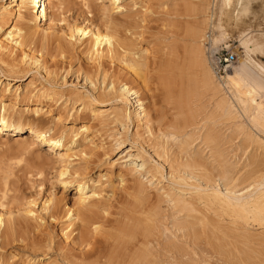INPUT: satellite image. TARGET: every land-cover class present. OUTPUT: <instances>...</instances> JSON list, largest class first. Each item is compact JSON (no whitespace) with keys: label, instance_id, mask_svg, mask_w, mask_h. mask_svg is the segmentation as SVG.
I'll return each instance as SVG.
<instances>
[{"label":"bare ground","instance_id":"obj_1","mask_svg":"<svg viewBox=\"0 0 264 264\" xmlns=\"http://www.w3.org/2000/svg\"><path fill=\"white\" fill-rule=\"evenodd\" d=\"M192 1H190L192 4L189 3V9H191L192 12L189 9L188 10L191 15L194 14L192 16L196 15L197 17H200V21L198 19V21H193L195 26L193 29L190 28L192 29L190 30L191 32L189 31V28H187L192 35V39L195 42L200 43L195 44V48H192L194 50L192 53L194 54L196 52L195 54L198 56V59L194 61L197 62L198 60V64H200L199 71L201 68V85L208 90V93L210 91L212 95L217 96L214 107L219 112L217 113L218 116L224 117L225 119L227 118L231 121L233 120V122L237 119L243 118L247 121L246 123L249 124L250 127V130L247 133V138H252L255 141V144L259 141L262 142L252 128H255L259 133L264 134V63L257 61L246 53L236 65H232V68L226 70V74L223 76L222 80L220 79V81H222L220 83L218 79L220 76L217 78V74L209 59L212 50H209L207 47V50H209L207 53L209 55L206 56L201 47V45L203 46L207 41L210 43L211 48H218L225 44L228 37H230L229 29L235 30L240 34H245L250 26V24H246V21L244 20V16L248 10L247 3L242 2V0ZM104 2H107V5L103 3V5L106 6L105 8L113 10L114 12L121 13L123 8L129 9L130 7V5L128 6V3H124L125 0H104ZM90 3L91 0H9L7 3L0 5V31H3L5 34L4 37L0 38L1 76H5L6 78L4 79L6 80L8 78L22 80L25 73L32 70L35 71V74L39 73L41 70L45 73L44 80L38 84H36L37 80L33 79L34 77H30L24 89H20L19 86H16L10 97L6 95L8 87L5 88L3 86L4 88H0V134L12 133V135H17L25 133L26 135L18 140L21 145L19 147L22 148V152L27 155V157L29 156L30 158L31 156L33 159H29L24 163L25 166L22 168L24 169L22 171H24V174L25 172L26 174H32L35 177L33 178L34 181L43 182L45 167L51 165L52 168H55L52 175V184L62 189L60 195H57L55 192H48L39 200V202L36 197H28L26 200L24 199L23 208L22 206L21 208H16L17 210H15V208L14 210L8 207L6 208L7 202L5 200L9 197H7V195L11 192L12 186H10L8 176L5 174L7 171L1 168L5 173H2L3 171L0 170V246H3V248L4 246H8V248L18 250V253L20 250L29 251V249H32V251H34L29 252L32 256L41 255L42 257L36 259L32 256L28 257L27 255L26 260H22V262L19 263L10 260L8 257H4L1 254L0 264H208L206 252L198 251L194 246V239L192 238L197 235L196 227L202 226L201 230H206L205 233L203 232L204 234L209 233L208 229H211L210 232H213V236L216 235V230L218 234L222 235L224 233L225 236L220 237H222V239L225 237V240H227V236L230 233V230L228 229L229 227L230 229L235 228V231L237 228H241L242 225H245V227L249 225L264 227V176H258L254 181L255 183H250L252 186L248 184V187L246 186V188L244 187L245 189L243 188L244 190L242 188H240L241 190L239 188L238 190L234 189L232 187L233 185L229 187L228 184L231 181H234L235 176L237 177V175L234 176L231 173V169L235 165L232 166L230 163L227 164V159H224L221 151H219L220 149L218 150V153L215 151L220 157V161L218 160V157L214 156V158H217L219 161V164H216L219 167H217L218 172L215 170L216 168L213 169L217 173H214L211 169L213 168L211 167L212 165L209 164L211 168L208 167L207 160L201 158L202 155L200 154L202 152H198V154L196 151V155L191 154L194 156L183 158L184 160L181 159L182 161L180 162H178L180 160V157H178V163L175 162L177 163L176 167L173 166L174 164L169 165V170L164 174L162 162H151L150 158L147 157V152L138 145L139 143L136 139H133L131 142L132 145H129L126 150V154L120 156L116 161V163H121L120 170L116 174V177H118L123 183L124 180H128L126 179L128 178V175L133 176H130V178H133L132 180H134L132 185L127 186L131 191L132 189H136L141 196L145 194L143 192V187H145L143 186L144 183L148 182L149 186L153 185L152 188L157 191L159 199L160 197L164 198H162L163 200L160 199L162 200L160 203L166 199L171 205H169L170 208L175 209L177 214L183 213L181 217L185 218H182L181 220L179 217L176 219L177 221H175V219L173 221L172 218V222H174L171 223L174 228L171 232L173 234L172 236L179 239L183 238V240L185 237V240L188 239V241H184L185 243L182 244L184 247H182L177 244L176 241L178 239L175 238L177 240L174 241L172 237L170 241L167 239L168 242L166 244L161 243L162 245H160L158 242L156 244L157 246H149L147 237L152 234L151 229L157 214L156 207L158 208V204L156 205V203L155 206L152 207L148 205L146 206L144 205L147 201L146 200L145 203L137 209L130 208L131 210L129 209L128 211L127 207L126 211L124 207L120 208L119 212H114V210L111 211V208L109 207L110 204L107 205L108 203L103 200L104 197L102 196V191L104 187H107L105 186V182L109 185L112 181V169L114 163H111L106 168L105 172L98 175L97 178H92L88 172L89 169L86 170V166L81 163H74V157L77 155L86 156L90 160L91 158H94L96 162L100 159L99 151L96 152L93 150L95 148L94 141L97 138H94L95 131L91 129L93 125L88 123V118L93 121L98 120L101 122L102 118L111 115L112 121L118 123L122 129H125L128 126L129 121L133 119L136 120V128L148 126L149 119L144 118L146 109L143 99L138 95V90L130 85L131 82L129 80V78H131L130 76L143 75L141 73L144 72L142 71L144 67L142 69L141 67L143 64L146 66V62H144V58L142 57L143 60H140L133 56L135 53L132 52L131 45L137 40L134 41V38L132 39V36H130L132 35L130 32L132 26L130 22L127 21L128 18L127 20L124 19L122 21L116 16H112L113 14H109L111 17H107V19L109 18L108 20H102L103 22L100 21L101 24H97L93 22L92 19L85 16L81 19H72L70 22H66L65 25L57 28L49 23L51 20L58 19L56 15L58 16L60 12L64 10L61 11L64 5L66 7H77V5H79L81 9L85 10V12L90 13V9L92 8H90ZM258 5H260L259 11L261 14L257 16V18L262 17L259 20V26L264 29V0H260V4ZM14 6L16 7L15 9H13ZM65 6L64 8H66ZM127 6L128 8H126ZM126 16L129 15L126 14ZM7 23H10L8 30H6L7 28H4ZM201 24H204L206 27L203 25L202 28ZM133 32L134 31H132V33ZM247 34L248 33L245 34L246 37L244 38V42L247 44L252 41L251 45L253 46L251 47L254 48V50L258 49L259 51L261 50V52L264 51V33L248 36ZM138 35H140L139 32ZM145 51H147V49ZM77 52L79 55H84L87 58L88 64L85 66L83 65L84 70L81 72L84 73V80L89 85V88H85L86 84H83L82 86L84 87V90L78 89L77 87L75 88V85L71 88L65 89L63 88V86L66 85L65 76L60 77L61 81L59 80L58 82L55 78V76H57V70L55 67L59 64L58 61L63 62L68 56H75ZM128 53L132 56H126ZM79 55L76 56L78 57ZM16 61L19 63L22 62L23 64L21 63L19 65ZM115 62L122 63V66H124L122 70L125 71H115L118 69L112 67V64ZM70 63H72V61ZM79 68L81 69V67ZM115 74L116 76H114ZM98 77H101V80L98 79ZM4 79L1 80L0 84ZM222 86L227 87L229 95L221 94ZM95 102L98 104H94ZM112 102L119 103V107L112 108L109 112L108 109H103V107L112 104ZM134 103H136L138 107L135 108ZM19 104H23L25 107L19 108ZM130 105H133L134 107L132 111L128 109V106ZM53 108L56 110L55 115L51 113ZM70 110L71 112L74 110L71 115L68 114V111ZM189 115L191 116V114ZM215 116L217 115L215 114ZM192 118H194V116ZM66 119H68L71 125L64 128L60 123ZM151 119H153V117ZM78 122L80 125L75 127L74 124ZM158 126L160 125H157V129ZM174 127L176 128V126ZM236 127L244 129L243 131H245L246 128L242 120ZM146 129L148 130V128ZM240 131L242 132V130ZM90 134H92V136L88 138ZM133 135L137 136V134ZM213 136L208 132L203 136V142L205 141L208 145L209 143L215 144H212L211 148H215V146H217L216 144H220L217 141V137ZM161 137L163 138L162 135ZM185 139L186 138L182 137L181 142L185 141ZM252 139L250 141H252ZM85 140L87 142H85ZM189 140L191 139H188V141ZM262 140H264V138H262ZM115 142H117L115 144L117 145L116 149H120L124 143V137L120 136ZM87 143L91 144L93 147L89 146ZM102 145L103 143L101 144V147H103ZM42 147H45L46 149V153L43 155L41 152ZM161 147L158 148L161 149ZM181 149L184 150V147ZM262 150H264V148H262ZM133 151H136V154H132L131 152ZM154 151L157 152L159 150L156 148ZM164 152L166 153V151ZM215 152L214 154L217 155ZM178 154L179 153H177L176 156ZM159 155L160 154L158 153V156ZM254 157L255 156H253V159ZM89 159L88 161H90ZM161 160H163V158ZM172 161L174 163L175 160ZM248 162L250 163L249 159ZM252 164L253 163L249 165L251 166ZM257 168L258 167H256V169ZM9 170L8 173L10 172ZM246 170L250 171L249 167ZM250 172L252 173V170ZM253 172H255V169ZM256 172H258V169ZM45 174H47V172ZM104 175L106 177L105 180L102 181L101 179ZM212 175L213 177L218 175L220 177H218L219 179L225 178L226 181L223 183H229L225 184L223 188L217 186L218 183L212 184V182H210ZM149 176L150 178H148ZM240 176L242 175L240 174ZM225 179H223V181ZM251 179L249 178V180ZM144 180L146 181L144 182ZM165 180L167 182L166 184L164 183ZM215 181H213V183ZM67 189H72L74 191V197L71 201H68V196L66 197L64 194ZM135 192L136 191H134V193ZM138 193L134 196H139ZM188 193L189 195H187V197L186 194ZM143 198L144 197L142 196V199ZM142 199L139 198V205H141ZM147 199H149L148 196ZM155 200L157 201L156 198L153 201ZM200 204H203L201 210L203 207L206 208V210L204 209L205 211H201V215L200 211H198L200 209ZM208 208H213V211L208 210ZM121 209L125 211H121ZM158 210L161 212L162 209L159 207ZM207 210L212 211V213L216 211L215 215L217 214L219 217H226L230 221V226L224 227L219 221H217V218H212L213 214H210L211 216H209L212 218L211 220L210 218L206 219L205 213H203L205 214L203 218L202 212H206ZM197 211L198 213L195 214ZM208 219L209 222L207 221ZM41 221L43 223H41ZM51 221L60 224V231L65 239L63 244H61V241L60 243L57 241V245L54 244L53 237L47 228V225L52 223ZM224 222H226V220H224ZM205 227L209 228L206 229ZM222 227L224 228L222 229ZM226 228L229 230V233H227L228 235L225 234L227 230L224 229ZM218 229H222L223 231L219 232ZM232 232H234V229ZM262 233H264V231H262ZM244 234L243 236H245ZM209 235L207 237L210 238L212 235ZM234 235L236 236V234ZM237 235L239 236L240 234L237 233ZM247 235L248 234H246V236ZM188 236L189 238H186ZM253 236L254 235H252V237ZM190 237H192L191 240ZM229 238L230 237H228V239ZM258 241L259 240H257V243ZM258 244H260V242ZM216 247L219 251L221 249L228 250L226 247V249L222 248V244H216ZM52 249L59 251V253L57 252V258L55 259H50V257L47 256L49 253L48 250ZM234 250L236 251V249ZM36 251H39L40 253L38 254ZM250 251L252 250L250 249ZM9 253L12 252L10 251ZM18 253H14L13 256H16ZM227 253L230 252L227 251ZM243 254L248 255L246 252ZM243 254L241 256L246 260L247 257ZM222 255H225V258L228 256L226 252ZM257 255H255V257H257ZM260 255H262V253ZM234 256L233 259L237 257ZM253 256L254 255H252V257ZM228 258L230 257H227V259ZM237 258L235 259L236 261L234 260L233 264H248L250 261V259H247V263H243L244 261H238L240 257ZM225 260L223 264L232 263V260H230V263ZM256 261L254 262V260H252L254 263H256ZM249 264H251V262Z\"/></svg>","mask_w":264,"mask_h":264},{"label":"rangeland","instance_id":"obj_2","mask_svg":"<svg viewBox=\"0 0 264 264\" xmlns=\"http://www.w3.org/2000/svg\"><path fill=\"white\" fill-rule=\"evenodd\" d=\"M8 1L9 0H0V5L5 4ZM132 1L133 0H131V1L125 0L124 3H128V6L130 5V7H129V9L123 8L121 10V13L106 9L105 8L106 6H104L103 3H105L107 5V2H104V0L103 1L102 0H93V1L91 0L90 8L91 7L92 8L90 9L91 10L90 13L85 12V10L81 9L79 5H77V7L75 6L76 8L71 6L72 7L71 8V7H66L65 6L66 4L64 3L65 4L64 6L66 8H64V6H63V8L61 9V11L64 9L63 10L64 12L62 11V12H60V14L58 16L56 15V17L58 19L59 18L60 19L59 20L58 19L51 20L49 23L52 26H54L55 28H57V27L65 25L66 22H70L72 19H75V18L81 19L82 17L87 16V18L92 19L93 22H95L97 24H101L100 21L103 22L102 20H104V21H105V19L108 20L109 18L107 19V17H111L110 15L113 14L112 16H116L119 20H122V21L124 19L127 20V18H128L127 21H129L131 26H132L131 30H130L132 35H130V36H132L131 37L132 39L134 38L133 39L134 41L137 40L136 42L133 41L134 43H132V45H131L132 52L135 53V55H133V56L140 59V60L142 58H144V62H146L145 63L146 66H144V64L142 65L141 69L144 67L142 69V71H144V72L141 73L143 75H139L140 78L138 75H135L133 77L130 76L131 78H129V80L131 82L130 85L133 88H135L136 90H138V92H139L138 95H140L141 99H143V102L145 104L144 106L146 109L144 118L149 119V121L146 120V121H148V124H147L148 126L142 127V128H136V120L133 119V120L129 121L128 126L125 129H122L118 125V123H115L112 121L111 115L108 117L102 118L101 122H99L98 120L93 121L92 119L88 118L87 119V120H89L88 123L93 125L91 129L93 131H95L94 132V136H95L94 138H97L94 141L95 148L93 150H95L96 152L99 151L98 153H100V159H99V161L96 162V160L93 158L94 159V162H93L92 158L90 160L86 156L84 157L81 155H77L74 157V159H75L74 163H78V164L81 163L82 165L86 166V170L89 169L88 172L92 178H97L98 175L105 172L106 168L111 163H114L113 169H112L113 170L112 171L113 177H112V181H111L112 184L110 183L111 185L109 184L110 185L109 186L107 184V182H105V186H107V187H104V189L102 191V196L104 197L103 200H104V202L108 203L107 205L110 204L109 207L111 208V211L114 210V212L115 211L119 212L120 208H124V207H125L124 208L125 210L128 207V209H127L128 211L130 208L137 209L138 207L142 206V204H144L146 200L148 202L146 201L147 204L145 203L144 205H146V206L148 205V206L152 207V206H155V203H156V205L158 204V208L160 207V209H162V210L164 209L163 211H165V210L167 211V213H166V211L163 212L162 210L160 212V210H158V208L156 207L157 214H156L155 221L153 223V227L151 229L152 234H151V236L149 235L147 237L149 239V240L147 239L148 244H149V246L152 247V246H157L156 244L158 242L160 245H162V244H166L168 242V240L170 241V239L173 237L172 236L173 234L171 232L174 230V228L172 227L173 225H171V223H174V222H172V218H173V221H174V219H175V221H177L176 219H178L179 217L182 220L183 217H181V216L183 215V213L177 214V212H175V209L170 208L171 205L168 201H166V199L163 202H161L162 203L161 204L160 201H162L164 198L162 197L163 198L162 199L160 197V199H162V200H160L159 196L157 195V191H155L152 188L153 185L149 186L148 182L143 184V186H145L146 189H145V187H143L144 188L143 192L145 194L143 193L144 195H142V196L144 198L142 199V196L139 195V193L136 189H132V191H131V189L127 186V185L131 186L133 181H134V180H132L133 178H130L131 175H128L127 176L128 178H126L128 180L127 181L124 180L123 183L119 180L118 177H116V174L118 173V171L120 170V167H121L120 166L121 163H119V162L116 163V161L118 160V158L120 156H123L126 154V150L128 149V146L132 145V143H131L132 140L133 139L137 140V142L139 143L138 145L141 146L143 148V150H145L147 152V157L150 158L151 162H157V161L160 163L162 162L164 174H166L167 171L169 170V168H168L169 165L174 164L173 166L176 167L177 163L182 161L181 159L196 155L195 154L196 151H197L196 153L202 152L200 154V155H202L201 158H203L204 160H207L208 165L209 164L212 165L211 167H213V168H211L210 165L208 167H210L212 170L216 168L215 170L217 171L218 165H216V164H219V161H220V157L218 156L217 153H218V150L220 149L219 151H221L224 159H227L226 160L227 164L230 163V164H232V166L235 165V166H233V168L231 167L232 169L231 168L230 169L232 170L231 173L234 176L237 175L238 178L236 176L234 178L235 179L237 178L238 180L234 179V181H231L230 183L229 182L223 183L226 181L225 178L219 179L220 177L218 175H215L216 178H215V176L213 177V175H212L210 178L212 181L210 180V182H212V184L218 183L219 185L217 184V186H220L221 188H223L225 184L229 183L228 184L229 187H231L233 185L232 187L234 189L238 190V188L243 189L244 187L246 188V186L248 187V184H250V183L254 184L255 183L254 181L258 178V176L259 177L264 176V166H262V165H264V162H262V161H264V150H262V148H264V140H262V138H264V134L259 133L255 128H252L254 133H256L258 135V137L260 138V140L262 142L259 141L255 144L254 143L255 141L252 138H251L252 141H250L251 140L250 137L247 138L248 137L247 133L250 130L249 124L246 123L247 121L244 120L243 118H240V119H237L233 122V120L231 121L227 118L225 119L224 117L218 116L217 113H219V112L214 107L215 101L217 100V96L212 95V93L210 91L208 93V90L203 85H201L202 84L201 83V74H200L201 68L199 71L200 64H198L199 63L198 60H197V62H195L196 59H198L197 58L198 56L195 54L196 52L194 54L192 53L194 51L192 48H195L194 47L195 44L196 43L200 44V43L195 42L191 37L192 36L191 33H189V31L192 30L195 26V23L193 24V21L195 22V20L200 19V17H197L196 15L192 16L194 14L191 15V13H190L191 9H189L190 8L189 3L192 4L190 2L192 0H190V1L189 0H134L135 2L134 1L132 2ZM187 1H188V3H187ZM192 2H195V0ZM242 2L247 3L248 10H247L246 15L244 16V20L246 21V24H250V26H249L248 30L245 32V34L248 33L247 34V36H248V35H257V34L264 33V29H262V27L259 26V22H260L259 20L262 17L257 18V16H259L261 14L259 11L260 5H258V4H260V0H242ZM128 6L126 8H128ZM15 8L16 7L14 6L13 9H15ZM75 9H77V10H75ZM79 14H81V15H79ZM126 14L129 15L130 17L126 16ZM195 17H196V19H195ZM130 19H133V20H130ZM201 20H202V18H201ZM187 21L189 23L190 22H192V23L189 24ZM202 23H204V22H202ZM203 25L204 24H201L202 28H203ZM43 26H46V25H43ZM47 26H48V24H47ZM9 27H10V23L5 24V26H4V28H7L6 30H8ZM187 27L189 28V31H188ZM204 27H206V26L204 25ZM190 28H192V29H190ZM132 31H134L133 33H135V34H133ZM136 31H137V33H136ZM229 31H230V37H228V39L226 40V43L221 45L220 47H218V48L212 47L211 48L210 43L208 41L205 42L203 46L201 45L202 49L204 50L203 53L206 56L209 55L207 52L209 50H212V53L209 56L211 63L213 60L212 55H215L217 52H223V53L224 52H231L234 54V61L232 63H230V65L228 67H226V70L232 68L231 67L232 65H236V63H238V61L241 58H243L246 55V53L249 56L256 59L257 61L264 63V51L261 52V50L259 51L258 49L254 50V48L251 47V46H253V45H251L252 41H250V43L248 42L246 44L244 42V38L246 37L245 34H240L239 32H236L235 30H231V29H229ZM138 32L141 36L138 35ZM4 36H5V34L3 33V31H0V38H2ZM224 45H227V46H224ZM207 47L209 48V50H207ZM146 49H147V51H145ZM142 50H144L145 52ZM76 55H79L78 52H77V54H75V56L74 55L68 56V58L66 60H64L63 62L58 61L59 64L57 65V67H55V69L57 70V72H56L57 76H55V78L59 82V80L61 81L60 77L65 76L66 85L63 86V88H65V89L71 88L75 85V88L77 87L78 89L84 90L83 89L84 87L82 85L86 84L87 86L85 85V88H89V85L85 82L84 73L81 71L84 70L83 67L88 64V61L84 55H82V56L79 55L78 57ZM130 55L131 54H129V53L126 54V56H130ZM71 61H72V63H70ZM17 63L20 65L22 62H20V63L17 62ZM122 65L123 64L120 62H117V63L115 62L112 64V67L118 68L115 71H118V70L121 71L122 68L124 67ZM79 67H81V69ZM57 68H59L60 70ZM122 71H125V70H122ZM34 72L35 71L32 70V71L25 73L24 78L22 80L21 79H19V80L18 79H10V78H8L6 80V79H4L6 77L1 76V72H0V82L2 79H4V81H2V83L0 84V88H2L3 86L5 88L8 87L6 95L10 97L13 89L16 86H19L20 89H24L26 87L30 77H34L33 79L37 80L36 84H38L42 80H44V77H45L44 74L45 73L42 70L37 74H35ZM225 74H226L225 70L221 71L220 73L217 74V78L219 76L220 77L222 76L221 78L220 77L218 78L220 83L222 82V81H220V79L222 80V78H223V76H225ZM114 76H116V74ZM98 79L101 80V77H98ZM143 80H145L146 82ZM227 90L228 89L226 86H222L221 94L222 95H224V94L229 95V90L228 91ZM98 100H100V99H98ZM183 100H184V102H183ZM187 101L189 104L187 103ZM94 104H98V103L95 102ZM187 104H188V106H187ZM134 105H135L134 106L135 108L138 107L136 105V103H134ZM130 106H128V109L130 111H132L134 107H133V105H130ZM18 107L24 108L25 106L23 104H19ZM116 107H119V103L112 102V104L103 107V109H108V112H109L112 108H116ZM74 110H75V108H74ZM74 110H73V112H74ZM146 111H147V113H146ZM73 112H71V110H70V111H68V114L71 115V113H73ZM51 113L55 115L56 110L53 108L51 110ZM189 114H191V116ZM215 114L217 116H215ZM193 116L195 119L192 118ZM152 117H153V119H151ZM156 119H157V121H156ZM170 119H171V122H170ZM185 120H186V123H185ZM241 120L245 124V127H246L245 131H243L244 129H240V128L236 127L237 124ZM192 121H194V122H192ZM171 123H173V124H171ZM165 124L167 125V127ZM185 124L187 125V128H186ZM60 125L64 126V128H67L68 126L71 125V123L68 121V119H66V120L61 121ZM79 125H80L79 122L74 124L75 127H78ZM157 125H160V126H158V129L160 131L157 129ZM246 125H248V126H246ZM174 126H176V128ZM234 126H235V128H234ZM146 128H148V130ZM236 128H238V129H236ZM166 129H168V130H166ZM170 129H171V131H170ZM240 130H242V132ZM206 132H208L209 134H212V136L214 135L213 137H217V141L220 144H216L217 146H215V148L214 147L211 148V145L214 143H211V144L209 143V145H208L207 143H205V141L203 142V136ZM216 133H217V135L215 136ZM133 134H137V136L133 135ZM24 135H26V134L25 133L17 134V135H12V133H1L0 134V170L1 171H3V170L7 171L6 173H5V171H3L2 173H5L8 176V180L10 181V186L13 187V188L11 187V192H9V194L7 195V197L8 196L9 197L6 198V200H5L7 202L6 208L8 207V208H11L13 210H14V208H15V210H17L16 208H21V206L23 208L24 201L28 197H32V196L36 197L37 201L39 202V200L43 196H45L48 192H55L57 195H60L61 190H62L60 187L52 184L53 183L52 182L53 181L52 175H53V172L55 171V168H52L51 165H47V167H45L47 170L45 169L44 171H45V173L47 172V174L44 173L43 182L34 181L33 178H35V177L32 174H29V173L26 174V172L24 174V171H22V170H24V169H22L25 166L24 163H26L29 159H33V157H31V156H30V158H29V156L27 157V155H25L22 152V148L19 147L21 145H20V141H18V140L23 138ZM161 135L163 136V138L161 137ZM241 135H243V136H241ZM91 136H92V134H90L88 136V138ZM120 136L124 137V143L122 144V147L120 149H116L117 145H115V144L117 142H115V141ZM182 137L186 138L185 141H183V142H181ZM165 139H166V141H165ZM188 139H191V140L188 141ZM246 139H247V142H246ZM85 142H87V141L85 140ZM158 142H160V143H158ZM170 142H172V143H170ZM102 143H103V145H102L103 147H101ZM204 143L207 145H205ZM238 143H239V145H238ZM87 144H89V143H87ZM89 146H92V145L89 144ZM158 147L159 148L161 147V149H159ZM183 147H184V150L181 149ZM152 148L154 150H156V148H157V150H159L157 152L160 155L158 156V153L155 152ZM177 148H179V149H177ZM200 150H202V151H200ZM223 150H225V151H223ZM164 151H166V153ZM190 151H192V152H190ZM212 151H214V152L217 151V153L215 152L217 155H215L214 152H212ZM41 152H42V155L46 153L45 147L41 148ZM131 153L136 154V151H133ZM177 153H179L180 156H179V154L176 156ZM208 153H209V155H208ZM191 154H194V155H191ZM249 155H252V156H249ZM170 156H171V158H170ZM214 156L218 157L219 161L217 160V158H214ZM253 156H255L254 159H253ZM178 157H180V160ZM85 158H87V159H85ZM162 158H163V160H161ZM88 159L90 161H88ZM248 159L250 160V163L248 162ZM172 160H175L174 163ZM177 160H179V161L177 162ZM260 160H262V161H260ZM209 161H212V162H209ZM175 162H177V163H175ZM248 163L249 164L253 163L254 165L252 164L253 166L252 165L250 166ZM214 166H216V167H214ZM255 166L258 167L257 168L258 172H256L257 169ZM248 167H249L250 171L252 170V173L250 171L246 170V169H248ZM254 169H255V172H253ZM8 170L10 171L9 172L10 175L8 173ZM212 170H211V172H212ZM259 170L261 173L259 172ZM216 171H214V173ZM240 171H242L243 174ZM240 174L242 176H240ZM252 174H254V175H252ZM243 175H244V177H243ZM256 175H257V177H256ZM252 176H254L255 178ZM105 177L106 176L104 175L101 180L104 181ZM131 177H133V176H131ZM148 178H150V176ZM249 178L250 179L252 178V179L249 180ZM136 179H137V177H136ZM223 179H225V180L223 181ZM239 179H240V181H239ZM129 180L131 183L129 182ZM145 181L146 180H144V182ZM213 181H215V182L213 183ZM249 181H251V182H249ZM11 182H13V183H11ZM154 183H155V181H154ZM164 183L165 184L167 183L166 180ZM222 184H223V186H222ZM241 184L243 185V187ZM251 184H250V186H252ZM238 186H240V187H238ZM133 190L136 192L134 193ZM131 193H132V195H131ZM137 193L139 196L135 197L134 195H136ZM64 194L66 195V197L68 196L67 197L68 201H71L72 198L74 197V191L72 189H67ZM148 194L151 196V198ZM146 195L149 197V199H147ZM187 195H189V193L186 194V196ZM137 197L142 199L141 205H139L140 201H138L139 198H137ZM154 197L157 199L158 202L156 200L153 201L155 199ZM152 201L154 202V204ZM134 202L137 204H135ZM167 203H169V204H167ZM113 204L115 207L113 206ZM166 204H167V206H166ZM161 205H162V207H161ZM202 205L203 204H200V206H199L200 209L198 210V211H200V215H201L202 210H204V209L206 210L205 207H203V209L201 210ZM36 206H37V204H36ZM125 210L121 209V211H125ZM208 210L213 211V208H210V209L208 208ZM208 210L206 212H202V214L203 213L206 214V216H205L206 219L210 218L209 216H211L213 214L212 218L213 219L217 218V221H219L224 227L230 226V221L226 217H223V218L219 217V216H217V214L215 215L216 211L212 213V211H208ZM198 211L195 214H197ZM159 213H160V215H159ZM207 213H208V217H207ZM205 214L202 215L203 218H204ZM171 215H172V217H171ZM166 216H168V217H166ZM197 216H199V215H197ZM202 216H199V217H202ZM212 218H210V220ZM183 219H185V218H183ZM221 220H222V222H221ZM224 220H226V222H224ZM42 221H41V223H43ZM207 221L209 222V219ZM51 222L52 223L47 225L48 226L47 228H48V231L50 232L51 236L53 237L54 244L57 245V241L59 243L61 241V244H63V241L65 239H64L62 232L60 231V224H58V222H54V221H51ZM224 227H222V229ZM239 227H241V226H239ZM196 228H197V235H196V237H193V238L190 237V240H191V238L194 239V244H195L194 246H195L196 250L204 251V253L206 252V256H207L206 258H207L208 264H223L225 259L227 261H229V263H230V260H232L231 261L232 263H230V264H233L234 260L237 257L238 258L240 257V259H238V258L237 259H238V261L241 260V262L244 261L243 263H247L246 260L250 259V261L249 260L248 261H249V263L251 262V264L254 263L256 260L257 261L254 264H257V262L259 264V261H260V264L261 263L264 264V261H262V260H264V252H262V251H264V249H261V248H264V244H262V243H264V233H262V231H264V227H261L258 225H256V226L255 225H253V226L249 225V226L245 227V225H242L241 228H237L238 231L237 230L235 231V228H233L234 232H232L233 229H230V227H229L228 229L230 230V233H229V230H227V228H226L224 230H227V232H225L226 235H228L227 233H229V235L227 236L228 241L225 240L226 239L225 237H223L224 239H222V237H220V236H225L224 233L222 235L218 234L217 230L215 233L217 236L215 234H214L215 236H213L212 235L213 232L212 233L210 232L211 229H208L210 235H209V233H207V234L209 236L212 235L209 238V237H207L208 236L207 234H204L206 232V230L205 229H204L205 231L201 230L202 226H197ZM207 228H209V227H207ZM242 228H244L245 230ZM222 229H220V230L218 229V231L222 232L223 231ZM239 229L241 230V232ZM246 229H248V230H246ZM237 233L240 235L238 236ZM234 234H236V236ZM243 234L245 236H243ZM246 234H248V235L246 236ZM177 235H178V232H177ZM252 235H254L257 238H255L254 236L252 237ZM165 236H167L168 238ZM205 236L207 237V239ZM248 236H249V238H248ZM228 237H230V238L232 237L231 240H230V238L228 239ZM236 237H237V239H236ZM241 237H243V238H241ZM175 238H177V237H173L174 241H176L178 239L176 242L178 245H180L182 247H184V245H182V244H184L185 242L188 241V239H186L187 241L185 240V237H184V240H183V238H181V239H179V238L175 239ZM186 238H189V236ZM257 240H259L258 243L260 242V244L257 243ZM179 241H181V242H179ZM223 241H224V243L226 241L227 244L226 243L224 244ZM238 241H239V243H238ZM67 242H68V240H67ZM216 244H222V248L226 247L228 250H222L221 249L219 251L216 247ZM225 245H227V246H225ZM223 246H225V247H223ZM5 247L6 246H4V248H3V246L2 247L0 246V255L2 254L4 257H8L10 260H14V261H17L19 263H21L22 260H26L27 255H28V257H31L32 254H30L29 252L34 251V250L32 251V249H29V251L20 250L18 253V250H13L11 248H8V246L6 248ZM186 247H187V245H186ZM244 248L246 251L244 250ZM252 248H254V249H252ZM234 249H236V251ZM250 249L252 251H250ZM10 251L12 253H9ZM15 251H17V252H15ZM48 251H49V253L47 256L50 257V259L51 258L52 259L57 258V256H58L57 254L59 253V251H55V249L48 250ZM227 251L230 253H227ZM253 251H255V252H253ZM36 252H38V254L40 253L39 251H36ZM225 252L228 255V256H226V258H225V255H222ZM242 252L243 253L246 252V253H248V255L245 254L246 255L245 256ZM14 253H18V254L16 256H13ZM249 253H250L251 257H252V255H254V256L251 258L249 256ZM254 253H256V254H254ZM259 253L260 254L262 253V255H260ZM242 254L245 257H247L246 260L244 259L243 256H241ZM257 254H259V255H257ZM234 255L237 256L235 259H233ZM255 255H257V257H255ZM36 256L33 255L32 257L36 258V259L38 257H40V258L42 257L41 255H36ZM222 256H224V257H222ZM261 256H262V258H261ZM227 257H230V258L227 259ZM251 259L254 260V262H252Z\"/></svg>","mask_w":264,"mask_h":264},{"label":"built area","instance_id":"obj_3","mask_svg":"<svg viewBox=\"0 0 264 264\" xmlns=\"http://www.w3.org/2000/svg\"><path fill=\"white\" fill-rule=\"evenodd\" d=\"M234 61V54L231 52H217L213 55L212 65L216 74L226 71V67Z\"/></svg>","mask_w":264,"mask_h":264}]
</instances>
